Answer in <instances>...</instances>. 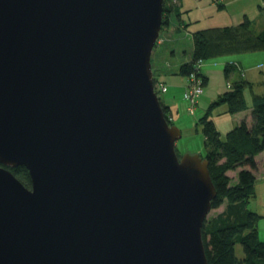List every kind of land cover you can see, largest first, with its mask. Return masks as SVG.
<instances>
[{"label": "water", "instance_id": "obj_1", "mask_svg": "<svg viewBox=\"0 0 264 264\" xmlns=\"http://www.w3.org/2000/svg\"><path fill=\"white\" fill-rule=\"evenodd\" d=\"M162 9L0 0V264H207L208 162L154 92Z\"/></svg>", "mask_w": 264, "mask_h": 264}, {"label": "trees", "instance_id": "obj_2", "mask_svg": "<svg viewBox=\"0 0 264 264\" xmlns=\"http://www.w3.org/2000/svg\"><path fill=\"white\" fill-rule=\"evenodd\" d=\"M169 1L163 0L162 22L166 26L170 24L168 16L172 12L179 18L177 9L168 5ZM219 1L223 0H214L217 9L222 10L223 4H217ZM191 36L193 47L190 60L180 64L174 74L186 78L194 72L202 77L203 84L206 78L196 67L198 61L264 51V30L254 33L246 16L236 26L197 30ZM239 71L238 64L224 65L223 75L230 83L228 90L218 96L217 101L212 102L198 120L205 151L202 158L208 162L209 175L216 192L210 211L224 206L223 211L208 214L201 228L207 264H264V242L259 240L257 233L260 217L247 209L248 202L255 197L256 156L264 152V95L252 96L250 124L241 120L225 134L224 139L210 119L212 110L220 105H225V113L231 115L247 109L244 90L251 88V85L242 79L231 81L232 75ZM156 81L154 78L153 83ZM159 101L164 117L171 125L168 120L170 108ZM9 170L25 187H30V177L24 167ZM233 172L236 173L235 177L229 176ZM236 244L242 248L241 258L235 255Z\"/></svg>", "mask_w": 264, "mask_h": 264}, {"label": "rangeland", "instance_id": "obj_3", "mask_svg": "<svg viewBox=\"0 0 264 264\" xmlns=\"http://www.w3.org/2000/svg\"><path fill=\"white\" fill-rule=\"evenodd\" d=\"M207 1L210 3L211 0ZM212 1L214 2V0ZM221 2L222 1H219L217 4ZM214 4L216 9H213L209 14H207V12L205 14V12L198 11V9L195 8V4L190 7L189 11L184 12L179 7L178 0L175 4L170 0L168 5H172L170 7H175L177 9L179 18L175 16L176 14L174 12L168 16L170 24L168 26L162 24L158 39L151 54L150 63L152 78H155L158 82L165 83L167 86V92L161 95L159 99L164 105L171 107V114L168 117L169 121L172 123L171 125L177 127L181 132V138L175 144L178 156L185 154L199 155L200 157L204 156L203 136L201 126L198 125V120L204 115L208 106L212 102L217 101L218 96L227 91L229 87L223 75V66H220L219 62L220 59L231 57H218L202 61L200 71L204 69L208 79L202 86L203 93L196 102L194 113L190 114L187 110L189 104L183 98L187 81L183 83L184 85H181L178 78L172 76L176 71L175 66L177 63L184 61L185 57L191 54L193 47L191 34L195 32L196 28H198L197 30H202L207 28L236 26L241 23L242 18L239 19L236 16L239 4L230 6L224 12L217 9L215 2ZM249 20L251 22V19ZM252 20L253 23L251 22V25L257 23L256 18ZM261 60L260 58H256L253 61L250 60V64L253 66L251 70L254 75L255 85H251V88H246L244 90L247 106H251L252 96L259 95V92H263L264 89V85H256L255 83L258 79L257 77L261 76L264 68V61ZM201 73L203 74V71ZM223 108H226V106L220 105L215 107L210 116V119L216 124L215 127L221 134L222 139H224V135L227 132L233 129V125H231L230 122L231 118L223 112ZM232 175L233 174L229 173V176ZM222 207L216 211H210L209 215L217 213ZM235 255L237 258H241L243 255L242 248L239 244L235 245Z\"/></svg>", "mask_w": 264, "mask_h": 264}, {"label": "crops", "instance_id": "obj_4", "mask_svg": "<svg viewBox=\"0 0 264 264\" xmlns=\"http://www.w3.org/2000/svg\"><path fill=\"white\" fill-rule=\"evenodd\" d=\"M178 2H179V7L184 12L189 11L190 7H192L194 4H195V8L198 9V11H201L203 13L205 12V14H206V12H207V14H209L211 11H213V9H216V6L212 0L210 1V3L207 0H195V3H194V0H189V1L188 0H178ZM221 3L223 4V9L221 10L222 12L226 11L232 5L239 4L237 11H236V16L239 19H241V18L243 19V16H246L247 18L251 19L252 23H253L252 19L256 18L257 23H255L254 25L252 24L253 26L251 25L253 32L258 33L260 31L264 30V3L262 0H223ZM259 7L261 9H259ZM232 13H234V12H232ZM181 21H182V17H181ZM197 29L198 28H196L195 31H197ZM199 29H201V28H199ZM248 54H256V55H248ZM190 56H191V54L188 55L187 57H185L184 61L177 63V65L175 66L176 67L175 70L180 66V64H182L184 62H188L190 60ZM224 57L227 58V56H224ZM229 57H231V58L220 59L219 64H220V66L222 65L223 67L226 63L238 64V66L240 67V71L236 72L232 75L231 81H234L236 79H242V80L248 82L250 85H255L254 84V81H255L254 75H253L252 70H251L253 66H252V64H250V60L253 61L256 58H260V59H262L261 61H264V51L244 53V54H238V55H229ZM202 71H203L202 75L206 78V82H207V79H208L207 75L205 74L204 69ZM172 76L177 77L179 82L181 83V85L183 83H186L185 77H181V76H178L176 74H173ZM257 78L258 79L255 82L256 85H264V68H263L261 76H259ZM229 84L230 83H228V85ZM263 95H264V89H263V92L262 91L259 92V96H263ZM168 107L170 108V111H171V107L170 106H168ZM225 111H226V108H223L224 113H225ZM227 116H229L231 118L230 122H231V125H233V127L237 123H239L241 120H245L248 124H250V122H251V106H247V109L243 112H239V113H236L233 115L227 114ZM214 125H216V124L214 123ZM220 136H221V134H220ZM221 138H222V136H221ZM256 161H257L258 167H257V171L255 173V175H256V181H255V185H254L255 197L248 202L247 209L249 211L254 212L257 215H259L260 218H259L258 223H257V233H258L259 239L262 242H264V152H262L256 156ZM231 174H233L231 177H235V175H236L235 172H233ZM223 209H224V206L218 212L223 211Z\"/></svg>", "mask_w": 264, "mask_h": 264}, {"label": "built area", "instance_id": "obj_5", "mask_svg": "<svg viewBox=\"0 0 264 264\" xmlns=\"http://www.w3.org/2000/svg\"><path fill=\"white\" fill-rule=\"evenodd\" d=\"M173 4L176 3V0L171 1ZM202 61H198L196 63V67L200 69ZM186 88L183 93L184 100L189 104V107L187 108L188 112L190 114L194 113L195 105L199 97L202 95L203 90V79L201 76L196 75V73L192 72L189 74V76L186 77ZM154 91L158 98H160L161 95L167 92V86L163 82L156 81L154 83ZM169 120V118H168Z\"/></svg>", "mask_w": 264, "mask_h": 264}]
</instances>
